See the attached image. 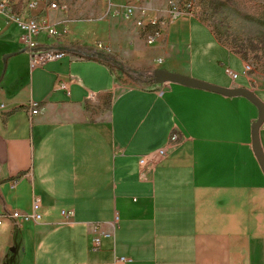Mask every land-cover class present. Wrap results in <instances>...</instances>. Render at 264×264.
I'll return each instance as SVG.
<instances>
[{
  "label": "crops",
  "instance_id": "crops-1",
  "mask_svg": "<svg viewBox=\"0 0 264 264\" xmlns=\"http://www.w3.org/2000/svg\"><path fill=\"white\" fill-rule=\"evenodd\" d=\"M144 9L168 16L164 6ZM56 12L42 14L54 22ZM110 14L91 28L90 42L77 38L81 29L72 32L74 45L38 41L85 56L31 69L28 49L2 45L0 56L12 54L0 66V264H264L256 106L243 96L156 84L152 73L245 87L263 106L264 87L251 85L243 59L193 14L167 19L150 43L131 19ZM11 33L16 38L14 25ZM225 51L241 61L234 79L222 66ZM29 101L38 102L35 113ZM173 129L179 141L161 156ZM258 139L264 156V118ZM35 197L40 220L9 216L29 213Z\"/></svg>",
  "mask_w": 264,
  "mask_h": 264
},
{
  "label": "rangeland",
  "instance_id": "rangeland-1",
  "mask_svg": "<svg viewBox=\"0 0 264 264\" xmlns=\"http://www.w3.org/2000/svg\"><path fill=\"white\" fill-rule=\"evenodd\" d=\"M169 1L183 6L203 21L222 44L237 53L250 66L247 75L251 85L264 87V0H143L138 2L143 8L157 5V7L164 6L168 9ZM108 6L106 0H70L67 12L55 13L57 34L53 38L56 43L74 45L71 38L72 32L78 29L82 31L77 38L90 42L94 35L90 31L97 25L95 23L111 17ZM11 27L12 24L9 23L0 33L6 31L11 33ZM34 38L37 41H49L52 36L38 32ZM10 42L14 48L21 47L11 33L0 38V51H2V45ZM5 54L2 53L0 56L1 68ZM224 55L225 60L222 66L240 73L242 69L240 59L227 51ZM239 79L243 78L239 77Z\"/></svg>",
  "mask_w": 264,
  "mask_h": 264
},
{
  "label": "built area",
  "instance_id": "built-area-1",
  "mask_svg": "<svg viewBox=\"0 0 264 264\" xmlns=\"http://www.w3.org/2000/svg\"><path fill=\"white\" fill-rule=\"evenodd\" d=\"M108 2L109 11L115 14H121L126 19H131L133 25L143 33L146 43H150L154 36L159 33V29L167 19L174 18L182 14H192L191 11L184 9L182 6L174 4L172 1L168 2V16L167 18H159L156 16H147L145 9L138 1L143 0H123L119 3H113L111 0ZM70 0H0V19L4 24L11 23L14 25L17 34L16 40L24 48L28 49L29 59L28 64L31 69L41 67L47 61L61 60L66 54L73 57L85 56L86 54L79 51L68 52L65 49H60L53 46H40L34 35L38 32L44 33L47 36H55V22H50L46 19L43 11H59L67 12L69 9ZM188 6V5H186ZM0 24V32L2 31ZM96 49L106 50L104 44L100 41L94 43ZM72 50V49H71ZM250 66L243 63V73L247 74ZM225 72L234 79L237 73L229 68H225ZM59 88L67 90L65 83L58 85ZM1 106V105H0ZM29 113H35L38 109L37 101H29L27 103ZM180 138V134L174 129L168 134L167 141L163 147L157 149V153L164 156L167 151L172 148ZM145 162L144 157H140L138 163L143 165ZM61 215L65 218L71 213L68 210L61 209ZM12 219L32 220L38 221L41 218L39 199L35 197L32 200L29 213L21 214L19 211L14 210L9 213ZM2 224V215L0 214V225ZM99 243L98 237L92 238V247L96 248ZM128 258L117 256L115 261L125 262Z\"/></svg>",
  "mask_w": 264,
  "mask_h": 264
},
{
  "label": "water",
  "instance_id": "water-1",
  "mask_svg": "<svg viewBox=\"0 0 264 264\" xmlns=\"http://www.w3.org/2000/svg\"><path fill=\"white\" fill-rule=\"evenodd\" d=\"M12 53H6L3 56L5 60ZM4 69V64L2 66ZM153 83L160 84L163 82H175L185 86L200 88L215 93H219L224 96H243L253 103L258 111L256 120L251 123V139H252V148L255 153V156L259 162V165L264 173V156L261 151L258 139V129L261 125L264 118V106L259 98L250 90L245 87H223L214 84L207 83L205 81L195 79L189 76L181 75L178 73L166 71V70H156L152 73Z\"/></svg>",
  "mask_w": 264,
  "mask_h": 264
},
{
  "label": "trees",
  "instance_id": "trees-1",
  "mask_svg": "<svg viewBox=\"0 0 264 264\" xmlns=\"http://www.w3.org/2000/svg\"><path fill=\"white\" fill-rule=\"evenodd\" d=\"M211 30V29H210ZM212 31V30H211ZM213 33V32H212ZM214 35V33H213ZM215 36V35H214ZM216 38V37H215ZM217 39V38H216ZM218 40V39H217ZM219 41V40H218ZM220 42V41H219ZM224 45V44H223ZM231 50V49H230ZM232 51V50H231ZM233 52V51H232ZM235 53V52H234ZM107 62V61H106ZM107 64L109 65V63L107 62Z\"/></svg>",
  "mask_w": 264,
  "mask_h": 264
}]
</instances>
